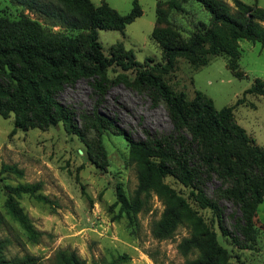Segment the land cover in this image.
Masks as SVG:
<instances>
[{"label":"rangeland","instance_id":"obj_1","mask_svg":"<svg viewBox=\"0 0 264 264\" xmlns=\"http://www.w3.org/2000/svg\"><path fill=\"white\" fill-rule=\"evenodd\" d=\"M91 1L97 5L106 1L121 14L129 13L133 6V0ZM138 1L143 13L124 31L98 30L106 55L115 48L131 61L164 63L161 45L152 36L154 29L167 28L188 40L196 26L210 24L209 12L196 0H178L181 8L173 7L172 0ZM225 1L236 10L234 0ZM242 1L264 8V0ZM23 14L48 30L80 33L53 25L43 14L15 1L0 0L1 16L15 19ZM260 22L264 26V20ZM235 44L236 52L211 56L205 65L177 57L172 68L154 73L188 100L201 92L217 109L233 105L236 122L264 147V96L247 92L256 78L264 80V46L245 38ZM107 75L114 82L103 97L95 94L87 79L59 93L58 100L73 109L84 137L68 132L62 121L44 129H16L14 113L8 117L0 114V240L6 259L28 255L33 259L26 264H58L63 252H75L86 264H184L196 257L179 249L181 240L191 234L188 224H180L164 239L152 232L153 223L167 205L181 199L194 203L191 188L170 174L160 177L159 185L147 187L140 171L147 174L151 164L148 155L124 134L106 124L98 127L93 120L97 108L137 141L146 138L145 130L152 134L172 132L166 105L149 90L136 86L135 69L123 70L113 64ZM18 184L36 187L34 194L16 195L38 233L35 241L6 207V185ZM219 185L217 179L209 182L207 194L212 196ZM141 187L147 203L138 211L125 207L119 194L131 205ZM221 205L228 229L235 232L233 224L240 211L227 201ZM201 212L208 220L212 218L210 210ZM254 219L256 234L247 249L238 248L216 225L218 239L231 252L234 264H264V202L257 206Z\"/></svg>","mask_w":264,"mask_h":264},{"label":"trees","instance_id":"obj_2","mask_svg":"<svg viewBox=\"0 0 264 264\" xmlns=\"http://www.w3.org/2000/svg\"><path fill=\"white\" fill-rule=\"evenodd\" d=\"M12 1L43 14L53 25L80 33L48 30L24 14L15 19L0 15V114L8 117L14 113L16 129H44L62 121L68 132L84 137L73 109L58 100L59 93L66 86L87 79L95 94L103 97L114 82L107 75L111 65H119L123 70L135 69L136 86L149 90L165 103L173 123L172 132L152 134L145 130L146 138L135 141L97 108L93 118L96 126L113 127L148 155L151 164L147 174L140 171L147 187L159 185L160 177L170 174L191 188L194 203L181 199L167 205L153 223L154 236L170 237L180 224L186 223L191 234L181 240L179 249L183 254L195 253L196 257L184 264H234L231 252L218 239L216 225L238 248L251 246L256 234L255 212L264 202V147L236 122L233 105L217 109L213 100L201 92L188 100L154 71L172 68L177 57H186L194 65H205L211 56L236 52L234 45L239 38L259 41L264 46V26L260 22L264 20V8L234 0V11L225 0H196L209 12L210 24L196 26L188 40L167 28L154 29L152 36L161 45L165 61L150 65L149 60L144 64L131 61L115 48L108 56L99 41V29L124 31L127 24L142 15L138 0H133L127 14H121L106 1L99 5L91 0ZM171 2L175 8L182 7L178 0ZM247 92L264 96V80L256 78ZM214 179L220 185L209 196L206 187ZM6 188L8 212L37 240L38 233L16 200L18 194H34L36 187L18 184ZM142 190L145 189L135 191L131 205L119 194L123 205L140 210L147 203ZM222 201L232 203L240 211L233 224L235 232L226 225ZM202 209L210 210V220L202 214ZM0 221H3L1 212ZM2 243L0 240V264L31 263L33 257L28 255L6 259ZM58 264L86 262L75 252H63Z\"/></svg>","mask_w":264,"mask_h":264}]
</instances>
